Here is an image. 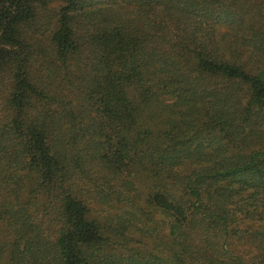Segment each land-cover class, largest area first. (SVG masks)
I'll return each mask as SVG.
<instances>
[{"label":"trees","instance_id":"trees-1","mask_svg":"<svg viewBox=\"0 0 264 264\" xmlns=\"http://www.w3.org/2000/svg\"><path fill=\"white\" fill-rule=\"evenodd\" d=\"M0 264H264V0H0Z\"/></svg>","mask_w":264,"mask_h":264}]
</instances>
